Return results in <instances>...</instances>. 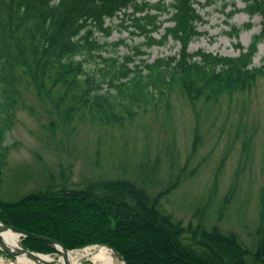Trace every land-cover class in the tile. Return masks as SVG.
Returning a JSON list of instances; mask_svg holds the SVG:
<instances>
[{"label": "trees", "instance_id": "1", "mask_svg": "<svg viewBox=\"0 0 264 264\" xmlns=\"http://www.w3.org/2000/svg\"><path fill=\"white\" fill-rule=\"evenodd\" d=\"M131 9V13H125ZM244 11L264 18V0H248ZM123 12L143 42L118 58L109 44L106 21ZM171 26L157 39L160 16ZM194 0H0V158L15 107L25 105L23 90L46 107L50 131L88 115L99 125L116 126L147 107L174 79L188 98L217 99L221 93L247 90L251 58L260 36L238 57L195 52L177 60L141 59L143 48L179 44L199 36ZM248 27V26H247ZM246 27V28H247ZM242 28L231 26L238 38ZM112 45V54H107ZM138 62L136 65L133 63ZM133 64V65H132ZM27 84L30 87H17ZM151 98V99H150ZM157 196L124 179H99L79 189L54 185L28 194L23 203H4L0 219L67 248L107 244L128 264H260L264 234L250 247L228 239L217 227H185L161 208ZM13 205V206H11ZM4 213V214H3ZM264 228V226H261ZM212 228V229H211ZM29 245H42L23 239ZM155 246V247H154Z\"/></svg>", "mask_w": 264, "mask_h": 264}, {"label": "rangeland", "instance_id": "2", "mask_svg": "<svg viewBox=\"0 0 264 264\" xmlns=\"http://www.w3.org/2000/svg\"><path fill=\"white\" fill-rule=\"evenodd\" d=\"M145 1L154 4L161 0ZM247 1L194 0L200 17L195 24L199 36L181 44L169 39L163 45L143 48L141 56L149 64L167 57L179 60L195 52L235 58L260 36L247 67L254 74L247 90L223 92L214 100L191 99L174 79L165 94L156 93L146 108L120 125H99L87 115L84 121L58 126L54 134L49 130L46 107L23 90L25 105L14 108L2 144L0 209L6 208L4 203L19 206L28 194L51 182L73 190L91 181L120 178L142 186L152 197L159 195L162 210L185 227L215 226L219 233L245 246L257 242L261 230L264 234V18L250 17L244 11ZM168 17H159L163 23L154 33L157 39L172 25L166 21ZM124 19L120 12L106 21L111 26L106 41L121 43L115 49L118 58L143 42ZM231 26L242 28L238 38L231 34ZM113 50L109 45L107 54ZM29 240L42 243L31 246L19 238L31 253L61 256L47 244ZM99 245L107 244L67 249L81 254L84 250L80 249ZM0 259L14 263L3 249ZM114 261L122 264L115 257ZM80 262L95 264L90 258Z\"/></svg>", "mask_w": 264, "mask_h": 264}, {"label": "bare ground", "instance_id": "3", "mask_svg": "<svg viewBox=\"0 0 264 264\" xmlns=\"http://www.w3.org/2000/svg\"><path fill=\"white\" fill-rule=\"evenodd\" d=\"M1 227V226H0ZM0 249L3 245L6 246L11 252L17 255L14 263L8 260L0 259V264H37L39 257L43 264H81L82 258H90L95 264H117L114 261L113 252L106 247H91L82 251L81 254L72 255L67 251H63L59 258L49 255H35L32 256L23 250L19 242V237L11 231L0 232Z\"/></svg>", "mask_w": 264, "mask_h": 264}, {"label": "water", "instance_id": "4", "mask_svg": "<svg viewBox=\"0 0 264 264\" xmlns=\"http://www.w3.org/2000/svg\"><path fill=\"white\" fill-rule=\"evenodd\" d=\"M0 232H5V231H11L12 233L16 234L19 238H22V239H33V240H38V241H41L45 244H47L48 246H50L51 248L55 249L56 251H60L61 254L63 251H67L73 255H76L72 250H68L66 246H64L63 244L51 239V238H48L46 236H42V235H34V234H31V233H28V232H25L19 228H15L13 226H10V225H6L4 223H1L0 222ZM0 242H1V239H0ZM2 243V242H1ZM3 250L9 254V256H11L15 262V260L18 258L17 255H15L13 252H11L6 246L3 245ZM98 247H106L108 249H110L113 254H114V257L116 258L117 261H119L120 263L122 264H125L124 261H123V258L122 256L116 251L114 250L112 247H109L107 245H99ZM61 249V250H60ZM23 250L25 252H27L28 254H31L32 256H35L34 253H31L28 249L24 248L23 247ZM80 250H85V249H80ZM37 264H43V261H41V259L38 257L37 258Z\"/></svg>", "mask_w": 264, "mask_h": 264}]
</instances>
